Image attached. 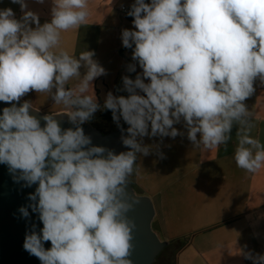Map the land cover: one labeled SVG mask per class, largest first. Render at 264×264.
<instances>
[{"label":"clouds","instance_id":"obj_1","mask_svg":"<svg viewBox=\"0 0 264 264\" xmlns=\"http://www.w3.org/2000/svg\"><path fill=\"white\" fill-rule=\"evenodd\" d=\"M10 2L22 15L0 9V102L10 105L0 113V164L14 182L35 186L18 211L30 219L31 209L43 225H33L23 243L40 264H132L136 224L128 213L136 201L128 189L138 156L158 147L146 137L183 136L174 127L183 122L195 147L211 149L227 145L236 125L237 166L249 173L264 166L245 104L257 79L264 85V0H135L127 12L133 29H123L121 40L132 49L127 72L136 75L122 77L117 92L126 95L109 91L102 105L93 81L107 72L95 52L73 57L60 47L61 32L86 22L88 0H52L43 24L27 0ZM32 91L69 109L71 126L21 103ZM102 110L111 112L127 151L95 145L85 133ZM244 255L264 264V255Z\"/></svg>","mask_w":264,"mask_h":264},{"label":"rangeland","instance_id":"obj_2","mask_svg":"<svg viewBox=\"0 0 264 264\" xmlns=\"http://www.w3.org/2000/svg\"><path fill=\"white\" fill-rule=\"evenodd\" d=\"M102 43L101 47L88 48L89 51L95 52L94 59L106 69V83L111 88L110 90L104 88L99 92L96 83L102 85L103 80L97 78L93 81L94 92L101 105L109 91L114 95H126L124 92H117L118 88H122V77L129 75L135 78L136 75L127 72V65L134 63L131 59L132 53L128 52L130 49L122 46L123 49L115 53L116 48L113 44L105 41ZM81 48H78L79 54L82 52ZM140 71L142 70L137 65V72ZM76 83V78H73L69 86H74ZM89 91L92 94L91 88ZM22 99L32 101L33 107L46 113L69 111L62 105L54 104L45 93L32 91ZM101 112L97 111L88 123L103 132L118 130L113 120H106ZM121 124L123 125V121ZM125 126L127 125H123ZM174 127L184 132V135L174 139L165 137L162 143L159 137L144 139L145 144L158 147H154L147 157L138 156L139 175L133 177L132 184L137 190V195L150 198L154 204L153 230L162 242L171 244L172 247L168 264H173L176 260V251L178 264H209L210 260L204 251L205 244L209 245L212 241L219 244L220 239L212 238L210 233H196L211 217L206 210L209 186H229V184L219 175L209 171L206 149L203 146L197 148L188 140L183 122ZM158 152L164 154L163 159ZM229 162L233 163L232 160ZM229 172L230 177H233L238 170L235 168L234 171L230 165ZM231 181L229 180L230 183ZM235 184L237 182L230 186Z\"/></svg>","mask_w":264,"mask_h":264},{"label":"crops","instance_id":"obj_3","mask_svg":"<svg viewBox=\"0 0 264 264\" xmlns=\"http://www.w3.org/2000/svg\"><path fill=\"white\" fill-rule=\"evenodd\" d=\"M134 2L135 0H88L89 15L86 22L78 29L61 32L60 47L77 57L78 48L82 47L81 51H85L89 47H101L102 41H105L113 44L117 53L123 46L122 30L133 29V17L123 14L121 7L131 6ZM27 3L28 10L39 15L41 24L51 21L52 0H45L43 4L27 0ZM9 7L19 19L22 15L19 5L12 4L10 0H0V9ZM128 52L132 53V49ZM99 78L103 80V84L96 83V89L99 92L104 88L110 90L106 83L107 76ZM254 87L255 93L245 101L253 114L254 126L250 135L264 145V85L257 79ZM236 131L237 126L234 125L232 139L227 145L206 149L209 171L229 184L209 186L206 210L211 217L196 233H210L212 238L220 239L219 244L213 241L209 245L205 244L204 251L210 260L209 264H253L251 259L245 258V253L264 255V166L255 173L237 166L234 160ZM230 165L234 171L235 168L238 170L233 177H230ZM229 180H232L231 183ZM236 182L237 184L230 186ZM173 264H178L177 251Z\"/></svg>","mask_w":264,"mask_h":264},{"label":"water","instance_id":"obj_4","mask_svg":"<svg viewBox=\"0 0 264 264\" xmlns=\"http://www.w3.org/2000/svg\"><path fill=\"white\" fill-rule=\"evenodd\" d=\"M23 102L24 100L21 99V103ZM9 106V104L0 102V113L4 107ZM38 111L41 115L47 114L41 110ZM66 113L50 114L57 115L63 121L62 127L67 128L71 125L67 121ZM83 128L85 133L92 137L95 145L106 146L117 153L128 150L121 143L120 129L103 134L88 123H85ZM34 188L35 186L23 187L22 183L14 182L7 166L0 164V264H40L38 258L24 250L23 243L26 232L30 231L33 225H36L37 231L43 225L37 215L31 213V209H29L30 219L22 218L18 211L21 206H26L29 203L27 197L34 191ZM128 191L136 201L133 210L128 213L136 224L132 241L134 248L129 258L132 260V264H153L167 244L159 239L152 227L155 217L154 204L150 198L137 195L131 184ZM50 246V242L45 244L46 248Z\"/></svg>","mask_w":264,"mask_h":264},{"label":"flooded vegetation","instance_id":"obj_5","mask_svg":"<svg viewBox=\"0 0 264 264\" xmlns=\"http://www.w3.org/2000/svg\"><path fill=\"white\" fill-rule=\"evenodd\" d=\"M89 124V123H88ZM91 125V124H90ZM94 127V126H93ZM100 131V130H99ZM116 131V130H115ZM131 186L133 187V184L131 183ZM133 189L136 191L137 190L133 187ZM171 244H166L164 248L161 250L159 255L156 257L155 261L153 264H168V258H169V253L171 252L172 247H170Z\"/></svg>","mask_w":264,"mask_h":264},{"label":"trees","instance_id":"obj_6","mask_svg":"<svg viewBox=\"0 0 264 264\" xmlns=\"http://www.w3.org/2000/svg\"><path fill=\"white\" fill-rule=\"evenodd\" d=\"M101 115L106 119V120H111L112 119V114L109 110H102L101 112ZM99 130V129H98ZM102 132L103 134H108L110 132H103V131H100Z\"/></svg>","mask_w":264,"mask_h":264},{"label":"built area","instance_id":"obj_7","mask_svg":"<svg viewBox=\"0 0 264 264\" xmlns=\"http://www.w3.org/2000/svg\"><path fill=\"white\" fill-rule=\"evenodd\" d=\"M130 7L131 6H122L121 11L123 12V14L127 15V12L130 10Z\"/></svg>","mask_w":264,"mask_h":264}]
</instances>
